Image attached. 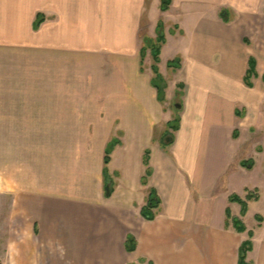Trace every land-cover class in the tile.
Returning a JSON list of instances; mask_svg holds the SVG:
<instances>
[{
  "label": "crops",
  "instance_id": "crops-1",
  "mask_svg": "<svg viewBox=\"0 0 264 264\" xmlns=\"http://www.w3.org/2000/svg\"><path fill=\"white\" fill-rule=\"evenodd\" d=\"M0 2V43L34 51L37 106L24 112L39 115L38 121L42 113L63 115L58 123L65 129L85 131L84 139L66 143L74 148L65 151L64 161L41 168L18 158L17 171L2 174L3 194L13 195L2 264H239L250 232L247 262L264 264V241L257 237L264 222L256 220L253 230L245 225L262 194L248 203L245 216L240 204L230 202V192L216 209L223 173L229 186L247 191L243 200L259 190L248 189L245 180L257 162L234 166L230 151L247 132L256 158L264 161V140L256 138L264 137V0H172L166 12L162 0ZM183 10L189 26L165 29L163 20ZM38 15L45 20L34 31ZM160 23L164 103L152 83V53L147 64V55L142 60L144 39H157ZM251 58L257 62L253 88L245 85ZM176 59L181 67L173 74L169 64ZM180 85V128L173 132L165 104ZM113 141L107 197L105 157ZM153 192L161 205L156 219L147 221L141 212ZM235 205L241 207L237 215ZM227 209L243 222L244 233L226 227ZM129 236L137 243L133 253L126 249Z\"/></svg>",
  "mask_w": 264,
  "mask_h": 264
},
{
  "label": "rangeland",
  "instance_id": "rangeland-1",
  "mask_svg": "<svg viewBox=\"0 0 264 264\" xmlns=\"http://www.w3.org/2000/svg\"><path fill=\"white\" fill-rule=\"evenodd\" d=\"M201 6L205 7L207 10L212 8L209 5ZM205 9L203 8L202 10ZM173 14L171 18L166 17L163 20L165 23V29L170 27L171 29L176 30L177 25L175 23H178L181 26L183 25L185 28L189 26L190 18L184 10L179 12L176 11ZM231 14L230 19L233 21L235 20L236 15L234 12ZM226 17L227 16L223 14V18ZM147 20L148 18L145 14L142 25V38L145 35L144 32H146L145 29L148 24ZM168 22L173 23L169 24ZM33 28L35 31L34 26ZM160 33L158 30L157 36ZM165 34L167 37L169 36L168 32H165ZM150 54L151 51L148 50L146 54L147 57L145 56L146 64L149 61ZM33 59V49H16V46H8L0 43V244L2 239H6L9 236V227L7 226V223H9V219L12 217L10 204L13 201V195L3 194L2 192V174L5 173V171L6 173H12L13 170L17 171L19 165L18 158H20L23 165L28 166L30 164L33 165L34 163H39L41 168L52 161H64L65 151L74 148L73 145L70 146L66 143L76 144L77 141L84 139L83 133L85 131L79 129L67 130L65 129V124L58 123L60 122L58 118L63 115L42 113L40 116L41 118H39L41 120L38 121L39 115L36 114L35 117L33 113L28 114L27 112H24L25 110L34 109L35 105L37 106V103L34 104V99L32 98L34 90ZM146 64H143L142 70H144ZM165 69L168 71L167 66L166 68L164 67L163 70ZM167 73H169L166 74L168 75L167 80L169 81L172 74L171 71H168ZM172 73L174 74L175 71ZM169 97H171L170 94ZM180 97L179 93H176L175 97L172 99L169 98V101L165 104L166 110L172 115V119L179 117V111L181 109H178L177 105L181 104ZM40 100L45 101L44 98H41ZM45 104L43 103V108ZM19 109L23 112H17ZM60 125L64 128H60ZM256 138L260 141L264 140V137L261 138L259 135L256 136ZM242 139L243 142H240L241 146L235 144L234 151H230V153L234 159V166L241 160H254L257 162V169L255 172L249 173L248 176L245 177V180L248 182L246 186L248 189H259L249 191L248 194L254 193V195H258L259 198L262 194V201L251 205L248 218L245 221V225L249 230H253L254 228L256 229L255 216H264V172L262 171V169H264V161H262L261 158H256V148L254 146L255 140L250 137V134L243 132ZM222 175L223 176L220 177L217 187L216 209L217 206L228 202V195L226 194L229 192L230 194L232 193L231 195H236L238 197H243L247 192L243 187L240 186L239 188V184L233 187L229 186L227 180L228 175H226V173H223ZM240 208L239 205H235L232 208L233 214H239ZM257 237L259 243L263 242L264 231L259 232ZM0 264H2L1 260ZM252 264H258V262L253 260Z\"/></svg>",
  "mask_w": 264,
  "mask_h": 264
},
{
  "label": "trees",
  "instance_id": "trees-1",
  "mask_svg": "<svg viewBox=\"0 0 264 264\" xmlns=\"http://www.w3.org/2000/svg\"><path fill=\"white\" fill-rule=\"evenodd\" d=\"M172 5V0H162V4H161V10L163 12H166L170 9ZM45 20V17L42 15H39L37 18V21L34 24L35 30H38L39 27L41 26L42 22ZM163 25L160 24L158 26V30L159 33L160 31H162ZM162 33V32H161ZM158 34L157 39L155 40H149V39H144V45L142 48V60L144 61L145 56L147 54V51L150 50L152 55H153V59H154V65H153V74H154V78H153V86L157 89L158 91V95H159V100L164 103L165 102V92L167 89V81L166 79L160 74L159 71V67L158 64L160 62V52H161V47L165 44V36L162 34ZM181 67V60L180 59H176L175 61L171 62L169 64V68L172 69L173 71H176L177 69H179ZM257 62L254 58L250 59L249 62V70L247 72V75L245 77V85L249 88H253V83H252V79L254 77H257ZM179 90L180 93L179 95H182V92L184 90V86L180 85L179 86ZM169 127L171 130H173V132H176L179 130L180 128V118L177 117L176 119H174L170 124ZM236 137V134H235ZM116 141L111 142L108 147H107V151H106V157H105V182H106V196L110 197L111 193H112V189H111V181L108 178V173L107 171V166L109 165L110 161H111V154L113 152V148L116 146ZM149 158H150V152L147 151L145 154V165L148 167L149 166ZM249 165V166H248ZM253 162L250 161L248 163H245L244 166L245 167H249L252 168ZM151 175V170L148 169L146 176L143 180V183H147V178ZM259 197L258 195H254V193H250L246 200L241 199L238 196H232L230 198V202L231 203H238L242 206V216H245L247 211H248V203L249 202H257L259 201ZM161 205V201L159 199V197L157 196L156 193H152L147 205L142 209L141 215L142 217L147 220V221H153L156 219L157 217V213H158V209ZM226 216H227V221H226V227L230 228L231 226L238 232V233H244L246 231V227L243 224V222L239 219H235L232 217L231 211L230 209H227L226 211ZM256 220L259 223H263L264 222V218L261 216H257ZM254 236L253 232L249 233V237L250 239L243 243L241 250H240V259H239V264H248L247 262V256L248 253L252 251L253 249V243H252V238ZM137 248V243L136 240L132 237L129 236L126 242V249L129 253H133L136 251Z\"/></svg>",
  "mask_w": 264,
  "mask_h": 264
},
{
  "label": "water",
  "instance_id": "water-1",
  "mask_svg": "<svg viewBox=\"0 0 264 264\" xmlns=\"http://www.w3.org/2000/svg\"><path fill=\"white\" fill-rule=\"evenodd\" d=\"M177 108H178V109H180V108H181V106H180V105H177Z\"/></svg>",
  "mask_w": 264,
  "mask_h": 264
}]
</instances>
